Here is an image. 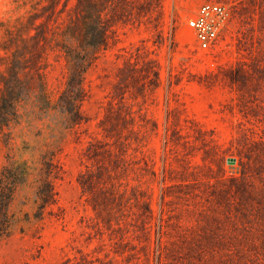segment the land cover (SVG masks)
Here are the masks:
<instances>
[{
    "label": "rangeland",
    "instance_id": "374dc122",
    "mask_svg": "<svg viewBox=\"0 0 264 264\" xmlns=\"http://www.w3.org/2000/svg\"><path fill=\"white\" fill-rule=\"evenodd\" d=\"M204 1L102 0L107 23L115 12L131 21H120L118 40L110 39L85 74L81 124L58 105L71 71L59 36L50 39L41 58L50 103L32 94L0 128V173L15 159L37 168L12 202L14 226L0 244V264H79L84 257L94 264H144L136 191L153 209L154 247L161 219L172 231L196 225L211 194L242 177L240 156L254 179L261 162L251 156L262 154L264 142V0H212L227 3L231 19L210 50L198 48L187 22ZM49 2L0 0V56L6 27L22 26L18 34L25 36L30 16ZM100 143L112 153L95 157ZM51 160L61 170L57 201L37 219V187ZM89 174L106 181L89 185ZM114 182L124 194L122 210L112 200L104 204L102 190Z\"/></svg>",
    "mask_w": 264,
    "mask_h": 264
},
{
    "label": "trees",
    "instance_id": "16d2710c",
    "mask_svg": "<svg viewBox=\"0 0 264 264\" xmlns=\"http://www.w3.org/2000/svg\"><path fill=\"white\" fill-rule=\"evenodd\" d=\"M42 10V14L30 16L33 26L25 36L18 34L22 26L15 30L6 27L8 43L1 48L6 55L0 56V59L6 60L2 63L4 69L0 74L1 129L18 116L19 103L32 94L38 92L46 104L50 103L41 58L53 36H59L57 45L71 71L67 89L60 95L58 105L69 114L74 124H81L84 119L80 104L85 99V74L101 53L109 48L110 39L118 40L116 26L120 21H131L125 18L126 14L119 16L115 12L112 22L107 23L102 0H50ZM136 21H140L139 18ZM66 40L71 44H67ZM107 145L100 143L93 155L98 158L102 153L111 154V149L105 148ZM259 152L262 154L251 156L261 162L256 164V175H251L254 179L247 178L248 172L244 171L246 161L240 156L242 177L232 178L225 184V189L211 194L213 197L207 199L210 207L206 214L201 212L196 225H179L172 231L161 219L154 247L150 233L153 209L146 194L136 191L134 198L139 208L137 214L141 231L137 238L143 243L141 250L147 259L144 264H264V142ZM251 160L248 157V163ZM45 165L44 175L37 187V198L40 200L35 214L37 219H42L46 207L57 201L55 179L60 177L61 170L52 160L46 161ZM36 169V162L15 159L0 173V244L10 236L14 226L11 205L17 190L28 182ZM107 173L111 178L112 170L108 168ZM102 181H106L102 176L89 174L86 183L98 185ZM102 192L104 204L112 200L119 210L125 206L124 194L116 190L115 182L112 188ZM95 208L100 211L107 209L102 206ZM124 237L125 234L121 239ZM128 243L131 244L130 241ZM131 246L133 249L138 247L135 244ZM79 264H94V261L84 257Z\"/></svg>",
    "mask_w": 264,
    "mask_h": 264
},
{
    "label": "built area",
    "instance_id": "2783aa9c",
    "mask_svg": "<svg viewBox=\"0 0 264 264\" xmlns=\"http://www.w3.org/2000/svg\"><path fill=\"white\" fill-rule=\"evenodd\" d=\"M231 19V10L227 3L204 1L188 19V25L195 32L198 48H214L224 35Z\"/></svg>",
    "mask_w": 264,
    "mask_h": 264
},
{
    "label": "water",
    "instance_id": "95a60500",
    "mask_svg": "<svg viewBox=\"0 0 264 264\" xmlns=\"http://www.w3.org/2000/svg\"><path fill=\"white\" fill-rule=\"evenodd\" d=\"M231 162H235V159H231Z\"/></svg>",
    "mask_w": 264,
    "mask_h": 264
}]
</instances>
